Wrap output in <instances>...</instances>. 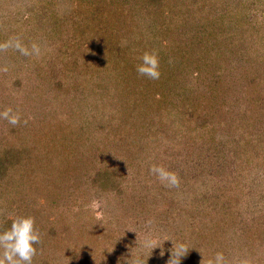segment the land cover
I'll return each mask as SVG.
<instances>
[{"label": "rangeland", "instance_id": "374dc122", "mask_svg": "<svg viewBox=\"0 0 264 264\" xmlns=\"http://www.w3.org/2000/svg\"><path fill=\"white\" fill-rule=\"evenodd\" d=\"M226 1L240 17L222 26L206 21L227 11L213 0L0 9V42L21 26L23 44L42 49L0 53V111L21 116L15 127L0 120V230L35 218L33 264H168L178 244L188 248L180 264L218 251L228 264H264V0ZM79 11L72 37L44 23L45 12ZM103 11L110 20H93ZM145 51L158 53L164 78L134 72ZM152 165L179 186H164Z\"/></svg>", "mask_w": 264, "mask_h": 264}, {"label": "clouds", "instance_id": "9594fccd", "mask_svg": "<svg viewBox=\"0 0 264 264\" xmlns=\"http://www.w3.org/2000/svg\"><path fill=\"white\" fill-rule=\"evenodd\" d=\"M19 52L23 56H39L42 53L40 44L32 43L30 48L25 46L19 38H10L0 42V53L7 50ZM159 56L156 51H145L140 57V63L136 66L137 74L150 80H158L161 76ZM0 120H6L13 127L21 123L18 110L6 107L0 111ZM26 123V121H25ZM150 173L154 175L164 186L175 188L180 180L177 173L168 170L162 165H152ZM41 235L36 227L35 218L30 215H18L11 221L9 228L0 230V264H33L37 255V245L40 244ZM158 244L148 237L144 241V247L155 248ZM188 248L184 244H178L173 250L168 264H180L181 257ZM127 264H143L139 256L129 257ZM207 264H228L223 252H216ZM244 264H252L245 261Z\"/></svg>", "mask_w": 264, "mask_h": 264}, {"label": "trees", "instance_id": "16d2710c", "mask_svg": "<svg viewBox=\"0 0 264 264\" xmlns=\"http://www.w3.org/2000/svg\"><path fill=\"white\" fill-rule=\"evenodd\" d=\"M35 1V2H34ZM32 3H30L28 0H0V9H12V8H18L19 9V7H21V6H26V11H28L30 8H34L35 7V9L33 10V11H35V12H40V10H42V8L40 7H38L37 6V4L39 5V4H42V0H34ZM214 1H216V3H215V5H219V3H221L222 4V7L224 8V6L227 8V11H221V10H218L219 12H213L212 13V15H213V19H208V20H206V21H208L209 23H215L214 24V26H222V25H224V23H226V20L227 19H229V17L230 18H232L233 19V21L235 20V17L237 16V17H240V16H238V15H236L234 12H229L231 9H232V6H231V4H228V2L226 1V3H224L223 4V0H213V2ZM81 2V1H80ZM79 1H77V5H80L81 3H80ZM35 3H36V5H35ZM35 5V6H34ZM82 5V4H81ZM67 6H68V4H66V8H63V9H66V14L67 13H69V7L67 8ZM45 10V9H44ZM77 10H79V9H77ZM75 11V10H74ZM81 12H83V11H79L77 14H73L72 16H65L64 14L62 15V16H60V18H58V17H53V16H51V15H49L47 12H45V14H46V17H44V23H48L49 21H50V24H49V26H48V31H50V33H52L53 34V32H55V34L56 35H58V36H64L65 37V35H62L61 34V32L59 31V27H62V26H66V32L69 34V36L70 37H72L73 35L71 34V33H73V31H75V29H79L78 27H80V25H81V23L83 22V18H82V15L83 14H81ZM105 11H103V13H97L96 15H95V17H94V19L93 20H97V21H99V19H100V21H103V19H105V20H110V17H109V14H105L104 13ZM62 13V12H61ZM59 14L60 13H58V16H59ZM18 15H19V11H18V13H17V15H16V17L14 18V17H10L9 18V21H11V22H13V23H15L16 21H19V18H18ZM39 15V14H38ZM176 15V14H175ZM50 16V17H49ZM142 17V16H141ZM32 18L34 19V18H36V17H32V16H28L25 20L26 21H28L29 22V20L30 21H32ZM240 19V18H239ZM24 20V21H25ZM142 20V19H141ZM37 21V20H36ZM38 21H40L41 22V20H38ZM193 21V20H192ZM236 21V20H235ZM39 22V23H40ZM76 27L75 29H72V27ZM21 26H19V28H20ZM54 29H53V28ZM1 29H2V32H1V36L4 38L5 37V34H4V32L5 31H3V29H4V27H0ZM18 28V27H17ZM17 28H14V27H12L11 28V31H12V36L14 37V38H19V39H21L22 41H23V39H22V36H20V34H22L23 35V30H20V32L18 31L19 30V28L17 29ZM26 30H29L27 27H25V31L24 32H26ZM45 30V29H44ZM11 31H10V33H11ZM16 31V32H15ZM227 31V30H226ZM9 33V34H10ZM10 35H8L7 36V39H9V38H13V37H9ZM204 50H206L205 48H204ZM206 52V51H205ZM175 64H172V66H174ZM172 66H170L169 68H171ZM15 67L12 65L11 66V68H10V71H15ZM175 69H177V66L175 65ZM134 72H136L137 73V71H136V69L134 70ZM161 72V75L163 76V78L166 76L165 74H163V72H164V70H161L160 71ZM133 73V72H132ZM173 78H174V76H173ZM146 80H147V78H146ZM182 81L184 80V79H181ZM170 84H171V86H174L175 85V83L171 80V82H170ZM178 83L176 82V86H182L181 85V83H179V85H177ZM41 95V94H40ZM42 95H44L43 93H42ZM141 95H143L144 96V94H141ZM141 97V99L138 101V100H134L133 101V104H138V106H140V105H142V104H144V102H147L144 98L145 97ZM128 101H130V100H128ZM138 101V102H137ZM44 102V101H43ZM44 103H48L49 104V102H44ZM137 107V106H136ZM68 111V110H67ZM78 117H80L81 118V116H78ZM67 120L69 121V118L67 117ZM75 127H77V126H75ZM81 127H83V126H81ZM187 133V132H186ZM185 133V134H186ZM2 187H4V181L2 182ZM1 187V188H2ZM123 245H120V247H122ZM125 249V248H124ZM250 261H258V260H252L251 258H250Z\"/></svg>", "mask_w": 264, "mask_h": 264}]
</instances>
